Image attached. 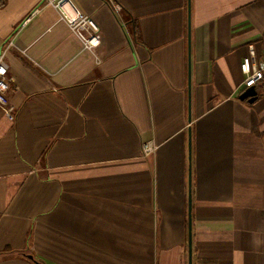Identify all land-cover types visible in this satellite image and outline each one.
Instances as JSON below:
<instances>
[{
  "label": "crops",
  "instance_id": "0c3cea01",
  "mask_svg": "<svg viewBox=\"0 0 264 264\" xmlns=\"http://www.w3.org/2000/svg\"><path fill=\"white\" fill-rule=\"evenodd\" d=\"M75 1L0 0V264H264V0Z\"/></svg>",
  "mask_w": 264,
  "mask_h": 264
},
{
  "label": "built area",
  "instance_id": "2783aa9c",
  "mask_svg": "<svg viewBox=\"0 0 264 264\" xmlns=\"http://www.w3.org/2000/svg\"><path fill=\"white\" fill-rule=\"evenodd\" d=\"M110 1L117 9L118 5L112 0ZM44 3L60 13L61 20L66 22L73 33L82 41L83 50L92 52L99 46L101 38L98 26L90 16L80 9L75 0H44ZM16 38L17 36L5 48L0 47V111H4L10 120L15 119L14 108L10 104V92L13 89L14 79L9 75L7 52L11 46L15 45ZM19 49H21V53L26 54V49ZM241 71L245 76L244 84L247 88H253L264 80V70L256 63V52L253 45L249 46V54L243 59ZM157 148L155 143H147L144 146V153L148 156L152 155Z\"/></svg>",
  "mask_w": 264,
  "mask_h": 264
},
{
  "label": "trees",
  "instance_id": "16d2710c",
  "mask_svg": "<svg viewBox=\"0 0 264 264\" xmlns=\"http://www.w3.org/2000/svg\"><path fill=\"white\" fill-rule=\"evenodd\" d=\"M130 34L136 45H144V40L140 25L137 20H130L129 22Z\"/></svg>",
  "mask_w": 264,
  "mask_h": 264
},
{
  "label": "water",
  "instance_id": "95a60500",
  "mask_svg": "<svg viewBox=\"0 0 264 264\" xmlns=\"http://www.w3.org/2000/svg\"><path fill=\"white\" fill-rule=\"evenodd\" d=\"M257 94L258 93L255 89H249L245 93L244 97L246 96V98H248V100H249V103L253 104L254 102H256L258 100Z\"/></svg>",
  "mask_w": 264,
  "mask_h": 264
}]
</instances>
